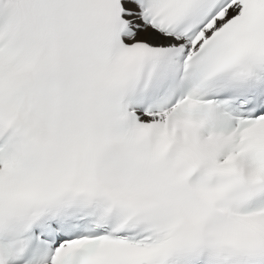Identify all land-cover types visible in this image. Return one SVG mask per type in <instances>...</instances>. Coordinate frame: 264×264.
Wrapping results in <instances>:
<instances>
[{
    "label": "snow or ice",
    "instance_id": "1",
    "mask_svg": "<svg viewBox=\"0 0 264 264\" xmlns=\"http://www.w3.org/2000/svg\"><path fill=\"white\" fill-rule=\"evenodd\" d=\"M0 264H264V0H0Z\"/></svg>",
    "mask_w": 264,
    "mask_h": 264
}]
</instances>
